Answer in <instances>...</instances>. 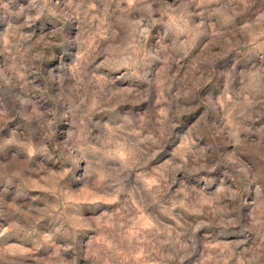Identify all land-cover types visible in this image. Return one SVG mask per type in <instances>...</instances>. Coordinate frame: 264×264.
Masks as SVG:
<instances>
[{"label": "clouds", "instance_id": "9594fccd", "mask_svg": "<svg viewBox=\"0 0 264 264\" xmlns=\"http://www.w3.org/2000/svg\"><path fill=\"white\" fill-rule=\"evenodd\" d=\"M0 264H264V0H0Z\"/></svg>", "mask_w": 264, "mask_h": 264}]
</instances>
